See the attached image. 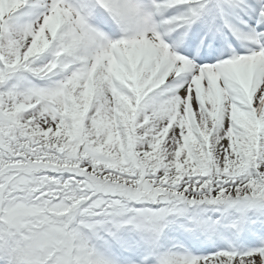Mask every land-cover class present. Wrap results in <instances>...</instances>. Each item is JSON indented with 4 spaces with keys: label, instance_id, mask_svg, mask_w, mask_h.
<instances>
[{
    "label": "snow or ice",
    "instance_id": "obj_1",
    "mask_svg": "<svg viewBox=\"0 0 264 264\" xmlns=\"http://www.w3.org/2000/svg\"><path fill=\"white\" fill-rule=\"evenodd\" d=\"M0 264H264V0H0Z\"/></svg>",
    "mask_w": 264,
    "mask_h": 264
}]
</instances>
